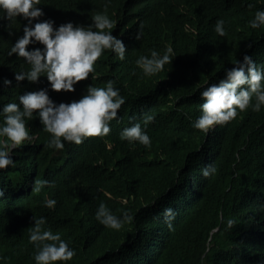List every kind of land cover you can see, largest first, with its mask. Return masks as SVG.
<instances>
[{
  "label": "trees",
  "instance_id": "16d2710c",
  "mask_svg": "<svg viewBox=\"0 0 264 264\" xmlns=\"http://www.w3.org/2000/svg\"><path fill=\"white\" fill-rule=\"evenodd\" d=\"M44 1L48 15L74 25L106 13L113 25L105 30L126 47L123 60L104 50L74 91L49 89L50 97L70 102L87 84L103 87L112 79L124 103L106 135L65 141L63 149L48 146L50 134L35 114L26 119L33 142L13 149L12 164L0 169V264H35L28 240L35 215L74 250L70 260L54 264H264V105L237 110L208 132L192 127L203 86L218 82L246 53L264 66V26L248 23L264 0ZM217 19L225 21L223 36L213 30ZM25 23L20 16L0 19V108L49 83L45 76L14 78L28 68L8 55ZM167 46L177 55L158 73L145 75L135 64ZM5 77L12 83L4 85ZM146 115L153 120L145 128ZM134 123L147 132L149 147L120 139L121 129ZM207 165L216 171L205 177ZM36 179L49 183L32 191ZM45 197L56 201L52 208ZM101 200L132 219L120 229L103 226L94 215ZM165 208L175 212L171 227Z\"/></svg>",
  "mask_w": 264,
  "mask_h": 264
},
{
  "label": "clouds",
  "instance_id": "9594fccd",
  "mask_svg": "<svg viewBox=\"0 0 264 264\" xmlns=\"http://www.w3.org/2000/svg\"><path fill=\"white\" fill-rule=\"evenodd\" d=\"M249 7H252L250 4ZM0 19L12 20L20 16L26 21L23 25V35L19 36L8 50L21 57L28 68L14 73L17 82L25 78L29 82H37L45 76L49 82L45 87L25 91L18 96V102L9 101L0 108V169L13 162L9 155L13 149L19 148L25 142H33V135L26 125V119L37 116L47 133L50 134L47 144L55 149H63L64 142L80 144L90 136H104L110 131L109 121L117 117V110L124 103V97L119 94V88L114 87L112 79L106 81L103 87L89 83L79 99L70 102H56L49 95V89L59 91H74L78 81L93 74L94 62L104 50H111L123 60L125 44L122 39L113 35V22L104 12L91 16L88 25L73 24L72 20L58 21L45 11L44 0H0ZM225 21L217 19L213 26L216 34H225ZM252 28L264 26V9H257L251 20ZM141 32L137 31L139 40ZM39 43L43 47L28 48L30 44ZM177 54L170 46L162 53L155 49L150 55H141L135 64L145 75H152L162 70L163 66ZM234 67L225 69V75L216 83L203 86L199 92L201 102L200 114L192 121V127L208 132L215 125H224L232 120L237 110L243 111L251 107L259 111L264 105V66H259L247 53L243 60H236ZM93 78V77H92ZM8 78L3 79L4 85L11 84ZM35 110V111H34ZM153 120L152 115L144 117V127ZM121 140L129 143H139L150 146V138L140 123L126 126L119 132ZM215 173L214 165L201 169L202 175ZM46 179H36L32 191H40L41 186L48 184ZM3 195V192H0ZM56 201L45 197L43 204L52 208ZM96 220L111 229H120L122 224L132 217L123 212L117 216L110 211L101 200L94 212ZM165 221L171 227L170 221L175 215L172 208L163 209ZM35 223L28 228V240L36 251L33 253L35 264H54L70 260L74 250L68 242L61 238L59 232H52L43 227L46 218L34 216ZM232 219L227 221L231 227Z\"/></svg>",
  "mask_w": 264,
  "mask_h": 264
}]
</instances>
